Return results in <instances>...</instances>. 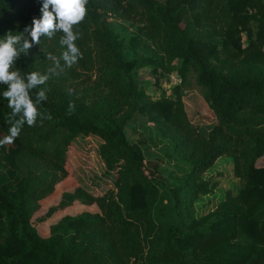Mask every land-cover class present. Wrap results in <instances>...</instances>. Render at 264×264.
<instances>
[{
  "label": "trees",
  "instance_id": "16d2710c",
  "mask_svg": "<svg viewBox=\"0 0 264 264\" xmlns=\"http://www.w3.org/2000/svg\"><path fill=\"white\" fill-rule=\"evenodd\" d=\"M44 2L0 0V39L9 32L23 36L10 71L25 81L31 72L48 78L29 92L33 102L37 92L47 97L36 105L35 125L25 124L14 142L0 146V264H264V165L256 164L264 155V74L227 72L216 63L219 53L230 60L247 52L252 61H264V0H88L84 19L73 26L82 58L70 69L61 58L67 50L61 31L38 43L24 32L42 16ZM111 16L138 21L142 34L159 41L162 55L152 69L157 86L169 63L179 62L181 82L172 86V97L140 95L127 57L112 39ZM24 40L32 45L26 52ZM94 68L107 78L113 99L107 110L76 101L78 79ZM191 70L200 93L182 90ZM6 90L0 84V139L8 134V121L16 120ZM135 113L163 127L190 163L176 186H166L159 162L129 141L125 125ZM200 124H212L207 135ZM81 134L102 139L101 156L118 167L116 192L62 191L58 208L80 200L96 210L66 216L59 230L42 236L32 216L69 176L66 150ZM223 155L234 157L239 190L196 218L194 202L215 186L203 174ZM226 203L233 210L222 214ZM235 235L248 240L246 248Z\"/></svg>",
  "mask_w": 264,
  "mask_h": 264
},
{
  "label": "rangeland",
  "instance_id": "374dc122",
  "mask_svg": "<svg viewBox=\"0 0 264 264\" xmlns=\"http://www.w3.org/2000/svg\"><path fill=\"white\" fill-rule=\"evenodd\" d=\"M164 2L165 0H158ZM109 26L112 32V39L118 49L124 52L128 63L126 68L137 84L140 95L153 99L161 97H172V86H168L171 75L177 74L179 62L172 61L166 68V73L159 80V85L154 83L152 69L153 61L159 62L162 50L159 41L147 38L141 33V23L138 21H127L115 16L109 17ZM243 42L247 37L243 33ZM220 48V46H218ZM227 72L247 71L255 69L264 74V61L254 62L247 52H243L237 59H226L219 53V61L216 62ZM105 75L99 73L98 69L82 75L77 81L80 92L75 94L76 101L81 102L87 109L94 108L107 110L113 104L112 95L107 86ZM186 93H200L202 89L196 84L195 73L191 70L181 85ZM212 124H200L199 131L207 135ZM125 132L130 142L140 143L144 156L148 160L159 162V172L164 184L168 187L176 186L180 179L190 169L188 161L180 157L175 151L172 137L165 132V129L149 121L146 116L135 113L125 125ZM102 139L98 135H78L68 145L66 150V166L69 176L56 186V191L40 202V208L32 216V223L42 236H48L55 230H59L60 221L66 216H74L85 211L96 210L94 204H84L75 200L58 208L62 198V191L80 188L93 196L111 195L116 192V178L118 167H110L100 154ZM257 165H264V155L256 160ZM203 177L212 184H215L212 191L205 195H199L192 211L196 218H201L215 210L225 200L228 193L236 194L240 186V178L235 172L234 157L223 155L203 174ZM165 202V200H164ZM167 203V200H166ZM160 205H163L161 203ZM54 208L49 216H46L47 209ZM233 210L227 203L223 212ZM170 215V214H169ZM264 219V208L260 211ZM219 218V214L205 219L210 223ZM61 231H64L61 229ZM235 242L240 241L243 249L246 248V239L235 235ZM128 264H141L138 260L131 259Z\"/></svg>",
  "mask_w": 264,
  "mask_h": 264
},
{
  "label": "clouds",
  "instance_id": "9594fccd",
  "mask_svg": "<svg viewBox=\"0 0 264 264\" xmlns=\"http://www.w3.org/2000/svg\"><path fill=\"white\" fill-rule=\"evenodd\" d=\"M87 3L88 0H45L41 9L42 16L33 18L32 24L26 26L24 32L30 35L32 42L38 43L41 36L51 37L55 32L61 31L64 35L60 43L67 46L61 58L70 69L78 59L82 58V53L75 43L79 34L74 33L73 26L84 19ZM22 39V34L13 35L11 32L7 33L4 39H0V84L7 85L3 96L8 100L11 115L16 117L14 123L8 121L9 131L0 139V146L14 142L25 124L35 125L38 116L36 105L47 99L43 91L36 93L35 102L29 95L31 89L46 82L48 79L46 76L31 72L25 81L20 78L18 71H10L19 55L14 46ZM31 46L28 40H24L21 51L26 52ZM56 65L59 67V60H56Z\"/></svg>",
  "mask_w": 264,
  "mask_h": 264
},
{
  "label": "built area",
  "instance_id": "2783aa9c",
  "mask_svg": "<svg viewBox=\"0 0 264 264\" xmlns=\"http://www.w3.org/2000/svg\"><path fill=\"white\" fill-rule=\"evenodd\" d=\"M168 79H169V83H168L169 87H170V85L179 84L181 82V77L178 74L171 75L168 77Z\"/></svg>",
  "mask_w": 264,
  "mask_h": 264
}]
</instances>
